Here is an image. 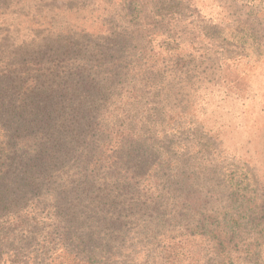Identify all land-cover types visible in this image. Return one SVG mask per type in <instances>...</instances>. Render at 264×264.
Instances as JSON below:
<instances>
[{"label": "rangeland", "instance_id": "374dc122", "mask_svg": "<svg viewBox=\"0 0 264 264\" xmlns=\"http://www.w3.org/2000/svg\"><path fill=\"white\" fill-rule=\"evenodd\" d=\"M62 28L126 34L118 46L110 41L99 45L114 55L112 60L121 57L129 75L122 99H113L110 111L122 114L121 121L131 116L139 128L154 133L148 172L157 173L141 180L159 190H178L175 217L165 224L154 211L150 219L161 231L158 239L173 238L190 218L218 215L237 201L259 208L255 224H244L240 264H264V0H0V71L22 60L28 66L32 58L26 53L33 41L40 42L45 29ZM132 30L139 33L131 36ZM153 96L158 105L147 108ZM37 197L26 196L22 203ZM27 205L21 213L32 217L34 206ZM3 206L0 202V241L3 235L19 234L9 220L17 214ZM36 211L44 215L42 209ZM81 228L71 231L87 238L86 250L98 243L99 235L114 231L112 225L96 223L89 227L91 233ZM13 241L0 243V264H13L19 248ZM120 241L126 240L107 251L105 264L113 261ZM159 251L157 257L166 253ZM19 264L26 263L21 259Z\"/></svg>", "mask_w": 264, "mask_h": 264}, {"label": "trees", "instance_id": "16d2710c", "mask_svg": "<svg viewBox=\"0 0 264 264\" xmlns=\"http://www.w3.org/2000/svg\"><path fill=\"white\" fill-rule=\"evenodd\" d=\"M81 29L85 32L62 28L47 33L45 29L44 37L40 42L34 40L26 53L32 58L28 65L32 68L22 60L0 71L1 209L15 212L16 218L9 217L10 225L19 234L26 233L1 238L2 244L8 240L19 243L11 262L105 264L107 251L126 240L120 241L109 264H116L118 257L122 261L117 264H148L151 260L152 264H240L243 227L255 224L258 207L233 201L218 215L200 213L190 218L175 229L177 236L158 239L161 231L150 219L154 211L165 224L175 217L178 190H159L141 180L157 173L148 172L154 133L139 128L131 116L121 121L122 114L110 111L112 100L122 99L129 75L123 72L127 67L121 57L112 60L114 55L99 45L110 41L118 46L126 34L104 36L101 31ZM152 105H158L154 96L147 108ZM41 190L46 194L39 196ZM26 196L39 197L22 203ZM93 198L98 201L94 203ZM27 204L34 206L32 217L21 213ZM36 208L42 209V217ZM93 223L112 225L114 231L110 236L99 235L98 243L86 250L87 238L72 231L80 224L91 233ZM173 242L178 243L172 246ZM159 249L166 250L161 257H157ZM172 249L180 251L167 255Z\"/></svg>", "mask_w": 264, "mask_h": 264}]
</instances>
